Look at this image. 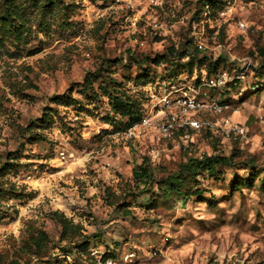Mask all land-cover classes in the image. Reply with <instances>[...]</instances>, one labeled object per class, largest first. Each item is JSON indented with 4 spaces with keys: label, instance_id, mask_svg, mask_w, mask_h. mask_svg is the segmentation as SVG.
Returning <instances> with one entry per match:
<instances>
[{
    "label": "rangeland",
    "instance_id": "rangeland-1",
    "mask_svg": "<svg viewBox=\"0 0 264 264\" xmlns=\"http://www.w3.org/2000/svg\"><path fill=\"white\" fill-rule=\"evenodd\" d=\"M154 1L0 0V264H264V0ZM219 70L244 139L124 137L111 97Z\"/></svg>",
    "mask_w": 264,
    "mask_h": 264
},
{
    "label": "built area",
    "instance_id": "built-area-1",
    "mask_svg": "<svg viewBox=\"0 0 264 264\" xmlns=\"http://www.w3.org/2000/svg\"><path fill=\"white\" fill-rule=\"evenodd\" d=\"M211 12L216 13L219 18L226 14L222 7L206 4L204 16H207L208 21ZM236 26L242 32L247 28L241 20L236 22ZM194 38V45L198 49L204 48L199 37ZM240 77L242 76L237 73L219 70L211 75H195L191 84L175 83L173 75L154 84L148 81L146 104L143 105L139 120L123 130L124 137L138 140L143 135L151 134L157 139H170L175 135L187 139L192 133L220 130L223 136L234 141L244 139L245 126L231 118V105L222 96L213 93ZM226 111H229L230 115L226 114ZM157 151L156 147H152L150 156H157Z\"/></svg>",
    "mask_w": 264,
    "mask_h": 264
},
{
    "label": "trees",
    "instance_id": "trees-1",
    "mask_svg": "<svg viewBox=\"0 0 264 264\" xmlns=\"http://www.w3.org/2000/svg\"><path fill=\"white\" fill-rule=\"evenodd\" d=\"M12 0H5V3H11ZM212 0H207V4H209L210 6L214 7V5H211ZM182 50H179V52H177V56L178 58H183L185 56H187L186 54H190V61L188 64H192L193 63V59L196 58L193 52H188L186 47L181 48ZM196 52V51H194ZM166 58V56H159V57H155L153 59H151V62H159L160 60H164ZM214 70V69H213ZM208 74H211L210 72H208ZM170 76H172L173 74H169ZM258 81L255 83V91H263L264 90V78L263 79H259ZM123 94V93H121ZM112 100V105L114 108H116L118 110V113L126 118V122L124 123V128L128 127L130 124L136 122L139 120L140 118V113L137 111L135 112L134 109V104H133V100L130 96L128 95H118V96H113L111 97ZM148 165V163L146 161L138 164L136 166V168H134L133 170V177L136 181L141 182L142 180H144V178H146L147 176H149V170L148 167H146V164ZM229 164V159L226 157H222V156H209L204 160H200V161H196L195 164L193 165V169L198 171L195 174H198L200 172H206L209 173L211 175H215L216 173V167L218 166H222V165H227ZM149 166V165H148ZM195 193H200L199 190L196 189ZM180 195L182 196V199H186L189 197V193L188 192H183L180 193Z\"/></svg>",
    "mask_w": 264,
    "mask_h": 264
}]
</instances>
